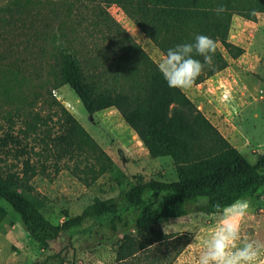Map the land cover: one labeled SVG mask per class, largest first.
Wrapping results in <instances>:
<instances>
[{"label":"trees","instance_id":"obj_1","mask_svg":"<svg viewBox=\"0 0 264 264\" xmlns=\"http://www.w3.org/2000/svg\"><path fill=\"white\" fill-rule=\"evenodd\" d=\"M33 1L43 0H13V4L24 8ZM70 1H62L69 4L68 11L72 13L76 8L79 16H91L80 19L91 22L85 38L89 47L85 50L61 43L55 46L51 74L76 91L89 114L118 110L150 157L172 158L178 179L163 181L138 175L118 196L96 197L79 214L55 224L42 211L43 199L33 194L30 182L38 171L26 158L22 172L0 166V199L13 207L29 235L43 249L87 219L110 216L114 233L119 226L126 231L115 240V264H173L191 237L165 232L162 221L180 218L191 210L214 214L217 203L227 205L237 199L263 196L264 153H259L252 163L185 91L168 87L158 70L159 63L108 8L120 6L163 54L177 44L194 43L196 34L213 38L217 44L213 63L205 67L197 85L227 68V55L238 59L245 53L243 47L230 41L234 16L256 21L264 13V0ZM221 5L225 11L218 13ZM11 8L7 7L9 14ZM88 13L91 14L86 16ZM30 24L28 27L34 29V22ZM36 33L42 36L41 31ZM39 48L45 52L43 44ZM54 100L62 109L60 132L52 134L43 125V116L30 111L22 115L24 129L15 134V121L10 116L12 131L0 137V148L15 156L25 154L28 151L24 140L42 132L40 140L56 158L96 155L105 162L101 170L106 171L107 162H111L106 151L65 105ZM5 214L0 207V221ZM89 230L92 227L84 229ZM103 237L107 241L113 238L105 234Z\"/></svg>","mask_w":264,"mask_h":264},{"label":"rangeland","instance_id":"obj_2","mask_svg":"<svg viewBox=\"0 0 264 264\" xmlns=\"http://www.w3.org/2000/svg\"><path fill=\"white\" fill-rule=\"evenodd\" d=\"M62 1H33L28 7L17 8L13 0H0V137L11 130L10 116L15 121V134L24 129L22 115L30 111L43 116L42 123L52 134L60 132L62 109L54 100L57 99L73 113L111 160L107 162V170L102 171L105 162L96 155L80 154L58 159L40 140L42 132L35 138L30 136L24 140L28 151L25 154L15 156L0 148V166L4 170L22 172L23 160L31 159L38 171L30 182L33 194L43 199L42 211L55 224L79 214L96 197L118 196L138 175L163 181L178 179L172 158L150 157L145 146L134 142L133 130L118 110L111 108L89 114L76 91L51 74L55 46L61 43L84 47L85 50L89 47V40L85 38L90 31L87 25L91 22L80 21L84 17L79 16V10L75 8L71 13L67 10L69 4ZM8 6L12 7L11 14L7 11ZM108 11L160 63L164 54L134 20L118 5H112ZM86 18L91 19V16ZM235 18L230 41L244 47L245 53L238 59L227 55L231 69L226 71L225 68L217 73L219 76L215 74L209 78V81L214 79L210 86L204 82L194 84L185 92L206 113L210 100L207 91H216V98L227 100L230 97L225 90L241 88L242 107L229 110L223 105L216 110L222 116L218 119L220 123H213L218 129L222 128L219 130L230 142L255 163L257 155L264 153V13L259 14L254 22H247L241 16ZM31 21L34 29L28 27ZM36 31H41L42 36L39 37ZM57 33L63 34V38ZM42 44L45 52L40 51ZM225 94L227 98H224ZM223 126L233 130L229 129L227 135ZM244 200L249 201L250 209L241 223L242 235L264 240V195ZM0 207L6 210L0 221V264H115V240L126 232L123 226H119L114 233L110 216L101 220L90 218L81 226L68 229L59 240L43 249L29 235L19 214L7 201L0 199ZM218 221V213L194 210L180 218L163 220V230L168 225L165 232L191 237L173 264H195L200 251V246L193 243L195 235L210 230ZM91 227L89 232L84 231ZM104 234L113 238L107 241Z\"/></svg>","mask_w":264,"mask_h":264},{"label":"clouds","instance_id":"obj_3","mask_svg":"<svg viewBox=\"0 0 264 264\" xmlns=\"http://www.w3.org/2000/svg\"><path fill=\"white\" fill-rule=\"evenodd\" d=\"M223 11V5L217 8L218 13ZM216 50L213 38L196 34L194 43L169 48L158 70L168 87L180 91L191 89L205 67L212 65ZM214 208L219 221L210 230L195 235L193 243L200 246L195 264H264V240L249 238L241 232V223L249 214V201L237 199L227 205L217 203Z\"/></svg>","mask_w":264,"mask_h":264},{"label":"crops","instance_id":"obj_4","mask_svg":"<svg viewBox=\"0 0 264 264\" xmlns=\"http://www.w3.org/2000/svg\"><path fill=\"white\" fill-rule=\"evenodd\" d=\"M259 16V15H258ZM238 18V16H234V18ZM235 18V19H236ZM247 22H254L252 20H246ZM257 21V20H256ZM242 47V46H241ZM244 48V47H243ZM157 53V52H156ZM231 68L228 67L226 68V71H229ZM218 75V74H217ZM216 75V76H217ZM215 76V75H214ZM219 76V75H218ZM213 77V76H212ZM214 79H207L206 81H204L203 84H206L207 83V86H210L211 83L210 82H213ZM197 85H201L200 84H197ZM241 88L238 86V89H230V90H225V92H227V94L229 95L228 97H230L229 99H219V98H216L214 93H216V91L214 93H209L208 91L206 92V95L207 97L210 99L208 100V104L206 105V113L203 112L208 116V118L212 121V122H218V119H220V117H222L219 113L217 114L216 113V110L222 108V106L224 105L225 107H227L229 110L230 108H241L242 107V102L240 100V98L242 97V90H240ZM211 92V91H210ZM207 98V99H208ZM224 98H227V95L225 94ZM232 99H236V101H233ZM239 99V100H237ZM193 100V99H192ZM222 100V101H221ZM228 105V106H227ZM232 112V111H231ZM232 116V115H231ZM233 117V116H232ZM216 124V123H214ZM224 124V122H223ZM225 125V124H224ZM224 129H226L225 131H227V135L229 134V129L233 130L232 128H229V127H225L223 126ZM221 131L223 130L222 128H219ZM224 133V132H223ZM225 135V134H224ZM226 136V135H225ZM227 137V136H226ZM132 138L134 140V142L136 144H140L143 145L142 141L138 138L137 134L133 131L132 133ZM228 138V137H227ZM144 146V145H143ZM145 148V147H144ZM146 149V148H145ZM239 149V148H238ZM240 150V149H239ZM146 151L148 152V150L146 149ZM149 154V153H148Z\"/></svg>","mask_w":264,"mask_h":264}]
</instances>
